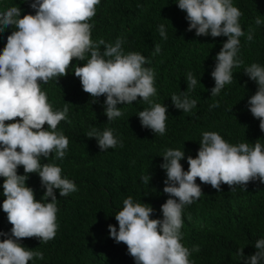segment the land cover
<instances>
[{"label": "trees", "instance_id": "trees-1", "mask_svg": "<svg viewBox=\"0 0 264 264\" xmlns=\"http://www.w3.org/2000/svg\"><path fill=\"white\" fill-rule=\"evenodd\" d=\"M233 3L242 12L239 22L245 35L240 37L238 53L242 63L233 68V81L219 95L212 96L215 80L211 72L226 36H197L194 29L189 31L186 12L175 0H100L96 14L89 20L91 39L113 44L122 39L125 54L140 52L147 58L145 66L154 70L157 89L151 99L168 106L167 131L161 136L142 126L137 113L150 107L143 100L117 105L123 115L108 121L103 105L106 96L101 95L93 103V97L84 91L74 73L75 66L86 63L90 53L84 61L73 58L67 75L41 84L54 110H62L67 103L71 121L62 120L57 126L69 138L65 158L57 160L53 154L42 158V163L58 164L62 175L73 180L78 191L62 197L56 190L58 229L53 239L42 242L37 237L21 238L23 246L44 253V259L37 258L35 264H136L127 245L110 236L109 225L119 228L115 214L128 196L150 204L152 218H162L161 205L169 194L163 191L166 170L160 165L168 148L184 149L181 163L188 170L187 156L198 154L204 131H216L234 144L255 143L257 139L264 143L260 120L248 105L258 86L244 71L252 63L264 65V24H256L257 17L264 19V0ZM30 4L31 0H0V11L16 6L23 10L21 15L34 14ZM160 24L165 25L167 39L160 35ZM12 30L0 29V50ZM249 31L253 34L251 41L246 38ZM157 46L159 53L155 52ZM104 48L99 45L101 53ZM188 72L200 81L195 90L187 88ZM181 91L197 100L191 113L176 108L172 102L171 95ZM217 102L219 107L212 108ZM93 127L112 128L123 145L100 151L97 139L85 135ZM17 171L24 174L23 166ZM150 174V182L145 183L142 177ZM28 177L27 185L34 189L36 199H41L46 189L39 174L29 173ZM4 179L0 177V232L10 233L13 225L2 207L6 199ZM196 182L203 193L182 213L181 242L191 251L190 260L193 264H244L237 250L243 248L244 255L250 256L256 251L255 241L264 238V183L251 180L245 188L222 183L217 190L199 177ZM6 238L0 235V239ZM195 245H199L198 252L192 251Z\"/></svg>", "mask_w": 264, "mask_h": 264}, {"label": "clouds", "instance_id": "clouds-1", "mask_svg": "<svg viewBox=\"0 0 264 264\" xmlns=\"http://www.w3.org/2000/svg\"><path fill=\"white\" fill-rule=\"evenodd\" d=\"M175 2L186 12L189 31L194 29L197 36L227 37L211 72L215 80L211 95H219L233 81V68L242 63L238 59L240 37L245 35L239 22L242 12L233 0ZM99 3L100 0H31L34 14L21 15L23 10L16 6L0 11V29H13L0 50V177L5 178L6 197L2 207L13 225L10 233L0 232L7 237L0 239V264H29V261L35 264L37 258L43 260L44 253L23 246L21 238L37 237L42 242L53 239L58 229L56 190L62 197L78 191L76 183L62 175L58 164L42 163V158L53 154L57 160L66 156L69 138L57 126L68 120L69 108L66 103L62 110H54L41 84L67 75L73 58L84 61L91 54L86 63L75 66L74 73L84 91L93 97V103L101 95L106 96L103 105L108 121L123 115L117 105L143 100L150 107L137 113L142 126L155 134H166L168 106L151 99L157 89L154 70L145 66L147 58L140 52L125 54L122 39L118 38L114 44L91 39L89 20L96 14ZM256 24H264V19L257 17ZM159 32L167 39L164 24L159 25ZM246 38L253 39L251 31ZM101 44L105 45L103 53L99 49ZM160 51L157 46L155 52ZM244 71L258 86L248 105L264 131V65L252 63ZM186 80L187 88L192 90L200 82L192 72L187 73ZM171 99L176 108L186 113L197 105V100L186 91L173 93ZM211 107H219V102ZM17 117L20 119H14ZM85 135L97 139L100 151L123 145L112 128L93 127ZM199 144L198 154L187 156L188 170L181 163L184 149L168 148L162 155L160 167L166 170L163 191L169 194L161 205L162 218H152L150 204L128 196L115 214L119 228L109 225L110 236L127 245L136 264H193L189 258L191 251L181 242V227L184 207L203 193L197 177L217 190L222 183L232 188L236 185L245 188L251 180L264 183V143L258 139L255 143L234 144L216 131H204ZM21 165L24 174H18ZM33 172L39 174L46 189L41 199H36L34 189L26 183L28 174ZM150 179L151 174L142 177L145 183ZM255 249L250 256L244 255L243 248L237 254L244 264H264V238L255 241ZM199 250V245L192 249Z\"/></svg>", "mask_w": 264, "mask_h": 264}]
</instances>
